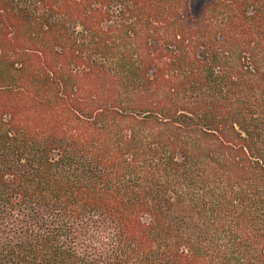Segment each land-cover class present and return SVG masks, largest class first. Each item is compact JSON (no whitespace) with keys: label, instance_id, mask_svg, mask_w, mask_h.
Returning <instances> with one entry per match:
<instances>
[{"label":"trees","instance_id":"obj_1","mask_svg":"<svg viewBox=\"0 0 264 264\" xmlns=\"http://www.w3.org/2000/svg\"><path fill=\"white\" fill-rule=\"evenodd\" d=\"M0 264H264V0H0Z\"/></svg>","mask_w":264,"mask_h":264},{"label":"rangeland","instance_id":"obj_2","mask_svg":"<svg viewBox=\"0 0 264 264\" xmlns=\"http://www.w3.org/2000/svg\"><path fill=\"white\" fill-rule=\"evenodd\" d=\"M205 0H192V10L194 13H198L204 4Z\"/></svg>","mask_w":264,"mask_h":264}]
</instances>
